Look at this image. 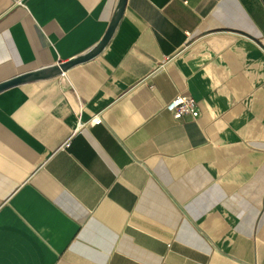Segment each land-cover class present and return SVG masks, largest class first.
<instances>
[{
	"label": "crops",
	"instance_id": "obj_1",
	"mask_svg": "<svg viewBox=\"0 0 264 264\" xmlns=\"http://www.w3.org/2000/svg\"><path fill=\"white\" fill-rule=\"evenodd\" d=\"M117 2L0 0V83ZM0 264H264V1L127 0L1 90Z\"/></svg>",
	"mask_w": 264,
	"mask_h": 264
},
{
	"label": "water",
	"instance_id": "obj_2",
	"mask_svg": "<svg viewBox=\"0 0 264 264\" xmlns=\"http://www.w3.org/2000/svg\"><path fill=\"white\" fill-rule=\"evenodd\" d=\"M126 2L127 0H118L117 5L115 7L114 14L112 16L111 21L109 22V25L107 27L105 34L103 35L101 40H99V42L95 44L93 47L83 52L82 54H79L73 58H70L69 60L59 62L51 66L24 72L6 81H3L0 83V91L10 86L19 85V84L30 82V81L49 79V78L59 76L63 74L65 71L72 68L73 66L78 65L80 63H84L94 58L95 56L99 55L103 51V49L108 45L109 41L111 40L123 16V13L125 11Z\"/></svg>",
	"mask_w": 264,
	"mask_h": 264
},
{
	"label": "built area",
	"instance_id": "obj_3",
	"mask_svg": "<svg viewBox=\"0 0 264 264\" xmlns=\"http://www.w3.org/2000/svg\"><path fill=\"white\" fill-rule=\"evenodd\" d=\"M166 108L170 110L175 118H181L184 114H190L193 118L199 115L197 102L187 95H179L167 102Z\"/></svg>",
	"mask_w": 264,
	"mask_h": 264
}]
</instances>
